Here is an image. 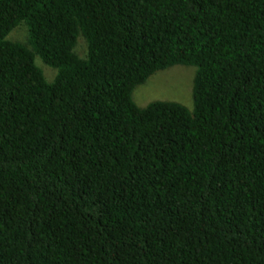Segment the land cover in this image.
I'll list each match as a JSON object with an SVG mask.
<instances>
[{
  "label": "trees",
  "instance_id": "1",
  "mask_svg": "<svg viewBox=\"0 0 264 264\" xmlns=\"http://www.w3.org/2000/svg\"><path fill=\"white\" fill-rule=\"evenodd\" d=\"M0 264H264V0H0Z\"/></svg>",
  "mask_w": 264,
  "mask_h": 264
},
{
  "label": "rangeland",
  "instance_id": "2",
  "mask_svg": "<svg viewBox=\"0 0 264 264\" xmlns=\"http://www.w3.org/2000/svg\"><path fill=\"white\" fill-rule=\"evenodd\" d=\"M12 41L26 43L27 30L25 26H19L8 36ZM87 52L86 43L79 38L75 47V53L79 57H85ZM48 80L53 79L55 71L37 61ZM195 68L189 66H175L159 71L152 75L144 84L137 86L132 99L138 107H144L156 100H167L180 103L192 109V81Z\"/></svg>",
  "mask_w": 264,
  "mask_h": 264
}]
</instances>
